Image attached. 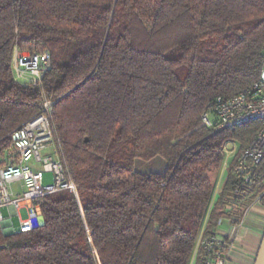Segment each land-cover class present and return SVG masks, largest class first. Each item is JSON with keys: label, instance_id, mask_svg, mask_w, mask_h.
Instances as JSON below:
<instances>
[{"label": "trees", "instance_id": "1", "mask_svg": "<svg viewBox=\"0 0 264 264\" xmlns=\"http://www.w3.org/2000/svg\"><path fill=\"white\" fill-rule=\"evenodd\" d=\"M14 48L49 54L40 88L14 81ZM263 52L264 0H0V163L45 96L76 188L47 195L32 230L0 229V264H189L201 231L264 208V154L251 185L232 172L260 122H201L258 80ZM155 157L162 175L135 169Z\"/></svg>", "mask_w": 264, "mask_h": 264}, {"label": "built area", "instance_id": "2", "mask_svg": "<svg viewBox=\"0 0 264 264\" xmlns=\"http://www.w3.org/2000/svg\"><path fill=\"white\" fill-rule=\"evenodd\" d=\"M49 65L50 56L47 52L26 53L13 49L11 70L15 82L40 88ZM53 104L43 96L39 112L9 133L10 144L4 163L0 166V223L4 222L1 210L9 208L18 217L20 232L32 230L35 223L42 220L41 205L47 195L60 191L76 194L59 141L50 124ZM210 110L202 115L201 122L215 130L234 129L251 120L260 122L255 137L232 165L233 175L240 186L251 185L254 170L264 154V52L258 80L231 98H217ZM46 149L51 150L43 153ZM219 153L223 158L224 172L235 157L236 147L230 148L229 142H226ZM45 173L52 174V183H42ZM15 182L20 183V194H14L11 190ZM238 193L236 190L235 194ZM23 209L24 217L21 215ZM227 209L230 210V207ZM224 222L230 224V220L222 219L216 232L207 237L201 231L189 264L228 263L227 253L233 240L220 231ZM240 226L241 222L235 227ZM7 229L13 231L10 218Z\"/></svg>", "mask_w": 264, "mask_h": 264}, {"label": "crops", "instance_id": "3", "mask_svg": "<svg viewBox=\"0 0 264 264\" xmlns=\"http://www.w3.org/2000/svg\"><path fill=\"white\" fill-rule=\"evenodd\" d=\"M8 212V218H4L0 223V228L5 227L6 232L4 235L10 234L13 231L7 229L8 219L12 216H16L13 211L6 208ZM21 215L25 216V210H21ZM17 220L18 217L16 216ZM12 223V222H11ZM43 220H38L35 224L41 225ZM19 225V220H18ZM13 227V225H12ZM220 231L230 237L233 241L229 247L227 258V264H254L257 250L259 248L263 233H264V208L255 201L246 210L244 217L241 221V226L236 228L235 226L224 222L220 227Z\"/></svg>", "mask_w": 264, "mask_h": 264}, {"label": "rangeland", "instance_id": "4", "mask_svg": "<svg viewBox=\"0 0 264 264\" xmlns=\"http://www.w3.org/2000/svg\"><path fill=\"white\" fill-rule=\"evenodd\" d=\"M242 129H244V126L242 127H238L236 129V132L241 131ZM237 146V142L235 141L234 137L232 136L229 139V147H236ZM51 149H46L45 151L43 150L42 152L45 153L47 151H49ZM4 162L0 163V166L3 165ZM135 169L140 172V173H157L162 175L165 171V162L161 157H155L154 159H152L151 161L145 162L142 160H136L135 161ZM222 173V171H221ZM44 185L46 184H50L52 183V174L49 173H45L44 177H43V182ZM11 190L14 192V194H20L21 193V188H20V183L19 182H15L11 185ZM2 216L6 219L8 218V212L6 208H3L1 210ZM225 221V219H223ZM11 222L13 225V229L14 231H18L19 227H18V220L16 218V216H12L11 218ZM1 232L7 233L6 232V228L2 227L0 228Z\"/></svg>", "mask_w": 264, "mask_h": 264}, {"label": "water", "instance_id": "5", "mask_svg": "<svg viewBox=\"0 0 264 264\" xmlns=\"http://www.w3.org/2000/svg\"><path fill=\"white\" fill-rule=\"evenodd\" d=\"M254 264H264V233L256 253Z\"/></svg>", "mask_w": 264, "mask_h": 264}]
</instances>
